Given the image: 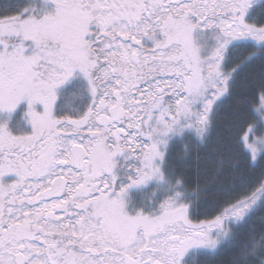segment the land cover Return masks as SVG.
Listing matches in <instances>:
<instances>
[{
  "label": "snow or ice",
  "instance_id": "obj_1",
  "mask_svg": "<svg viewBox=\"0 0 264 264\" xmlns=\"http://www.w3.org/2000/svg\"><path fill=\"white\" fill-rule=\"evenodd\" d=\"M224 249L264 264V0H0V264Z\"/></svg>",
  "mask_w": 264,
  "mask_h": 264
},
{
  "label": "trees",
  "instance_id": "obj_2",
  "mask_svg": "<svg viewBox=\"0 0 264 264\" xmlns=\"http://www.w3.org/2000/svg\"><path fill=\"white\" fill-rule=\"evenodd\" d=\"M256 73L259 72V69H254ZM253 88V81L249 80L245 83L243 80L235 87L233 98L225 102L224 107L222 108L220 115L218 116V127L223 130L227 128V125L231 122V113L233 110L241 107L239 104V94H243V97L246 98L252 108H256L259 106V99H258V90L256 92L252 91ZM253 96H256V99H253ZM209 200H211V195H209ZM212 205L205 204L199 209V218H211L208 213L211 212ZM230 259V253L227 249L221 251L219 255L215 257V259H209L207 264H228V260Z\"/></svg>",
  "mask_w": 264,
  "mask_h": 264
},
{
  "label": "rangeland",
  "instance_id": "obj_3",
  "mask_svg": "<svg viewBox=\"0 0 264 264\" xmlns=\"http://www.w3.org/2000/svg\"><path fill=\"white\" fill-rule=\"evenodd\" d=\"M194 262H196V264H207L206 261L209 260V258L206 257H193Z\"/></svg>",
  "mask_w": 264,
  "mask_h": 264
}]
</instances>
